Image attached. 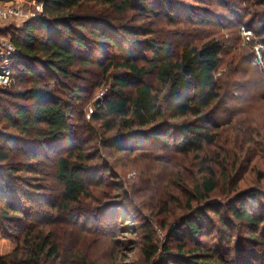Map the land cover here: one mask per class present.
<instances>
[{"label":"trees","instance_id":"1","mask_svg":"<svg viewBox=\"0 0 264 264\" xmlns=\"http://www.w3.org/2000/svg\"><path fill=\"white\" fill-rule=\"evenodd\" d=\"M41 1L44 11L40 15L21 26L10 22L0 28V34L10 35L19 51L11 64L13 83H23L25 88L17 93L0 86V224L4 220L14 223L18 231L27 230L22 245L12 254L0 256V264H40L45 259L59 264H99L78 254L79 244L60 242L57 227L46 226L38 233L31 229L30 220L35 216L20 203L22 189H15L14 183L39 185L32 178L40 179L51 170L60 186L57 214L73 220L76 210L97 215L98 209L99 215L111 222L123 220L120 231L127 228L128 232L136 231L133 224L139 223L147 234L144 252L151 264H253L258 251L238 252L232 241L236 228L264 229V217H259L256 209L264 198V186L242 189L243 172L259 152L264 160V151L251 150L250 135L240 130V140L236 135L229 146L228 137L225 140L222 135L231 127L227 117H222L230 103L245 100L246 89L250 91L248 100L264 98V77L257 76L262 73L258 66L242 61L239 45L227 44L229 39L223 37L232 31L240 35L244 24L253 30L264 22V9L256 20L244 24L231 18L238 16L240 4L246 9L264 5V0H235L237 8L232 11L236 4L228 0ZM220 7L230 9L228 19ZM154 14H162L171 25L180 23L185 32L195 21L208 29L201 30L198 38L178 43L181 47L176 52L171 36L146 30L152 28L146 27L143 18ZM224 20H228L226 24ZM97 52L106 60L96 57ZM245 62L249 66H243ZM91 68L101 70L102 78L115 70L113 88L103 102H96L90 121L74 125L75 107L84 101L80 73L85 75ZM152 73L159 87L147 81ZM130 87L133 92L126 90ZM259 118L263 120L257 130L264 132V111ZM94 122H99L100 128ZM257 130L253 127L250 132L258 134ZM138 144L164 147L182 158L194 154L198 176L187 179L181 174L180 181L175 180L159 197V185H146L143 177L139 183H120L114 172L117 164L109 158L114 152L135 151ZM256 163L250 173L258 174L263 184L264 171L257 170ZM187 182L186 188L183 184ZM179 190L189 191L182 215L168 200L175 192L179 195ZM113 197H122L116 200L118 205L110 200ZM151 197L163 204L168 214L165 221L156 215L158 206ZM87 199L95 202V207L86 208ZM218 207L226 209L219 211ZM229 220L235 221V227ZM155 224L168 228L169 236L181 241L217 232L221 243H213L206 252L187 250L185 242L175 247L169 241L155 244ZM263 236L264 231L258 235L253 230L248 239L256 247L264 246ZM233 251L234 262L228 259Z\"/></svg>","mask_w":264,"mask_h":264},{"label":"rangeland","instance_id":"2","mask_svg":"<svg viewBox=\"0 0 264 264\" xmlns=\"http://www.w3.org/2000/svg\"><path fill=\"white\" fill-rule=\"evenodd\" d=\"M228 1L232 5L236 4V6H231V11L233 8H237L238 1ZM20 2L22 7L26 11L36 12L37 16L44 11V2L41 0H20ZM240 5L241 6L237 8L239 13L238 16L236 17L232 15L231 18L235 19L236 22H239L238 19L242 20L243 22L241 24L256 20L259 11H262L264 9V5L261 3L258 6H255V4H253L252 8L246 9H244L245 4ZM219 9L220 11H222V13H224L222 14L223 17L224 15L227 17L226 19H228V16L232 13L231 12L230 14H228V11H230V9L226 10L223 7H220ZM136 18L139 19L137 15ZM177 19H179L180 21V17H178ZM143 20H145L144 24L146 25V27L152 28H150L151 30L146 29L150 34H153L155 32L158 35L165 34L168 37L171 36L172 38L170 40L176 43V52H178L179 47H181V45H179L178 43L191 41L195 38H198L201 35V30L203 31V29H208L206 27H203L201 23L195 21V26H190L191 30L189 32H185L183 29L179 28L180 23L177 25H171L169 23V20L166 19L162 14H159L157 16L155 14L149 15L143 18ZM137 21L138 23H140V19ZM227 21L228 20H224L223 23L226 24ZM12 22L17 26H21L24 21L19 20ZM263 25L264 22L257 23L255 29L250 30L248 28H245L247 25L244 24L243 26L245 27L240 26V35L237 31H232L229 32L228 35H225L223 37L225 39H229L227 44L236 46L239 45V49H237V51H241L239 55L244 54L242 61H245V59H247L250 66H258L257 68L260 71L262 70V67L259 65L260 62L255 56H260L262 53L264 54V29H262ZM6 37L9 38L11 36L8 35ZM237 38L239 39L237 40ZM257 45L259 46L260 51L256 49L255 46ZM97 56L101 60H106V57L102 53L97 52L96 57ZM245 64L249 66L246 62L243 64V66ZM100 71L101 70H98L96 68H91L90 71L88 70V72H86L87 74L85 75L84 72L80 73L78 83L84 89V92L82 94V98H84V101L82 104H78L75 107L76 114H74L73 118L71 119L74 122V125H77L78 123L82 124L85 120L90 121L93 111H96V102H103L105 98L110 95V91L113 88V78L117 72L113 70L109 74V76H107L106 78H102ZM260 74H257L259 78H261V76L264 77L263 72ZM155 76V73L150 74L149 76H147V81L154 84V86L159 87L158 83L156 82ZM8 88H10L11 90H15L17 93H22L25 89L23 83H21V85L19 83H13ZM126 90L128 92H133L134 89L130 87ZM248 95H250V91L246 89L242 95L243 97L245 96V100H235V102L229 104L227 112L223 113L222 118L225 119L227 117V123L231 128L229 129V132L227 131L226 135L223 134L222 136L225 138V140L228 137V144L229 146H231L232 142L236 140V135H238V139L240 140V130L241 133L250 135V145L252 146L251 150L256 151L257 149H259L264 151V136H260L264 135V132H260L257 130L258 124L263 120V118H259V115L264 111V98L260 97L253 100H248ZM24 102L28 103V101ZM247 118H250L251 121ZM93 125H95V127L97 128H100L101 126L99 122H94ZM227 126L228 125H225V127ZM232 127L234 128V130ZM253 127L256 128L259 135L254 132H250ZM248 128H250V130H247ZM135 147H137L135 151L126 153L114 152L113 155L109 158L111 162H115L117 164L114 172L116 176H119L118 181H120V183H139L141 182V178L143 177L142 180L146 185L153 184L154 182L159 185L158 196L156 195V197H159V193L162 190L166 191L167 189H169V187L176 183L175 180L180 181L179 177L181 174L185 175L187 179H194L198 176L197 168H195L196 166H194L195 163H197L194 154H189L186 158H182L180 157V155L173 154V150L164 147H152L148 144H138ZM245 147H249V143H247ZM260 155L261 153L259 152V155L251 161L252 165L249 164V168H247L246 171L243 172L244 178H246L245 181H243L244 184L242 185V189H250L251 187H259L260 185L264 186V182L262 184V182L260 183L258 181V174L250 173V169L257 164L256 162H258L256 169L264 171V160H261V158L259 157ZM193 159L194 162L192 163L191 161ZM243 164L244 166H247L246 161ZM32 181H39L40 183L39 185L37 184L38 186L34 184L32 186L23 184L21 182H15L14 187L15 189H22V191L19 193L20 203L27 208L26 211L30 213L29 215L35 216L30 220L32 226L31 229H33L34 233H38L41 228L46 226L50 228L57 227L56 230L58 231H55L58 234L60 242L64 243L65 246L69 244H72L74 246L76 244H79L78 246H76V249L80 251L78 254L88 256L89 259L94 263L151 264L150 262H148L147 256L144 252V247L148 245L147 234L143 230V228L139 227V223L135 222L133 224V227H136V231L134 232H128L129 229L127 228H123L120 231L119 226L122 224L123 220L119 223L117 222V218H114L115 221L113 220L111 222V220H108V217L100 216L98 209L96 210L97 215H95L96 213L93 214L87 211L76 210V213L78 212V215L73 220H71L70 216L60 213L57 214L56 212V204L59 200L60 186L53 180L52 170L49 175H44L40 179L32 178ZM183 185L186 188L189 187L188 182ZM36 187L44 188L38 189ZM125 188H127V185H125ZM179 191V195H176L175 192V194H172L170 197H168V200L171 202L172 208L176 210V213H181L182 215L185 210L184 208L182 209V207H184V205L186 204L185 197L189 196V191H184V193L181 190ZM115 193L118 194L119 192L117 191ZM41 194L43 196H41ZM24 195H28V197H24ZM156 197H151L149 199H151V201H153L155 205L158 206V209L154 210L156 212V215H158V217H160L162 221H165L168 217V214L164 210L163 204L160 203L159 205ZM121 199L122 197H113L110 200H113L112 202H115V205H118V203H120L118 201ZM216 199L223 198L216 197ZM84 203L86 208L88 209H92L91 206L95 207L96 205V203L92 202L90 199H87ZM126 207L129 210L134 209L132 206ZM217 209L219 211H225L226 208L218 207ZM256 209L258 216L264 217V198ZM37 213L39 214L38 216H36ZM148 213H150V211L145 212V216H148ZM212 217H214L215 219V216ZM68 219H70V222L68 221ZM26 221L29 222V217L26 218ZM229 221L231 227H235V221ZM177 222H179V219L176 220V223ZM176 226L179 227L178 225ZM253 230H255L258 235H260L261 232L263 233L264 231L263 226H260L257 229L251 226H248L247 228H236L233 232L232 243L234 249H239L238 252L243 249L249 251H258L256 253L257 259L252 262L253 264H264V246L256 247L248 239ZM26 231L27 230H23V228L18 231L15 229L14 223H6L3 220V223L0 224V256L12 254L17 248H19V246L22 245L23 237ZM152 231L154 235L153 243L162 244L169 241V243L173 247H175L177 243L185 242L186 244H188L187 250L195 249L206 252L208 250L207 248H209L213 243H221V238H218V234H216V231L215 235L205 236L194 241H181L176 237H170V230H168V228L166 227L164 228L163 226H160L159 224H155ZM226 241L229 242V240ZM218 250L222 253L221 249L218 248ZM235 252L236 251H233V256L231 258H228L233 262L234 257L236 256ZM40 264L59 263L58 261L45 259Z\"/></svg>","mask_w":264,"mask_h":264},{"label":"built area","instance_id":"3","mask_svg":"<svg viewBox=\"0 0 264 264\" xmlns=\"http://www.w3.org/2000/svg\"><path fill=\"white\" fill-rule=\"evenodd\" d=\"M36 16V12L26 11L20 0H7L0 3V28L12 21H26ZM255 47L260 51L258 45ZM18 55L19 51L13 40L0 34V86L8 87L13 84L11 64ZM255 57L259 60L264 73V54Z\"/></svg>","mask_w":264,"mask_h":264}]
</instances>
